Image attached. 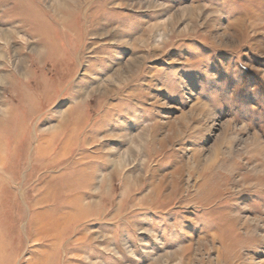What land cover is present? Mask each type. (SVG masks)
I'll return each instance as SVG.
<instances>
[{
    "label": "rangeland",
    "instance_id": "374dc122",
    "mask_svg": "<svg viewBox=\"0 0 264 264\" xmlns=\"http://www.w3.org/2000/svg\"><path fill=\"white\" fill-rule=\"evenodd\" d=\"M0 264H264V0H0Z\"/></svg>",
    "mask_w": 264,
    "mask_h": 264
},
{
    "label": "bare ground",
    "instance_id": "6f19581e",
    "mask_svg": "<svg viewBox=\"0 0 264 264\" xmlns=\"http://www.w3.org/2000/svg\"><path fill=\"white\" fill-rule=\"evenodd\" d=\"M61 241V240H60ZM48 257V256H47ZM48 259V258H47Z\"/></svg>",
    "mask_w": 264,
    "mask_h": 264
}]
</instances>
